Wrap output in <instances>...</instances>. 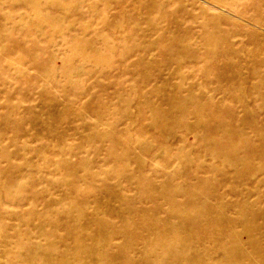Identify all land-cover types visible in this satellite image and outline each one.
<instances>
[{
    "label": "rangeland",
    "instance_id": "1",
    "mask_svg": "<svg viewBox=\"0 0 264 264\" xmlns=\"http://www.w3.org/2000/svg\"><path fill=\"white\" fill-rule=\"evenodd\" d=\"M199 2L42 0L28 8L20 0H0V264L17 262L4 252L17 245L54 244L62 261L75 246L78 226L96 232L99 225L91 220L103 217L124 230L139 220L135 212L141 210L151 220L171 222L182 212L191 214L194 233L205 234L210 251L218 246L216 232L241 234L246 246L239 219L253 212L264 227V86L253 91L260 81L253 73H264L262 66L253 68L256 57L264 59V32L253 25L264 29V0L220 6L234 23L223 28L239 34L230 44L245 49L234 64L253 82L244 85L247 93L233 95L220 88L212 62L192 70L184 65L181 76L174 75L182 42L190 32L196 43L201 33L195 21ZM167 93L194 95L196 102L169 140L152 115L169 107ZM197 105H206L201 123L189 128L196 123ZM218 122H224L221 131L212 133ZM97 133L106 139H88ZM143 144H150L151 152L146 154ZM72 166L78 167L76 175ZM226 202L231 207L224 224L195 217L200 208L228 210ZM73 210L84 218L71 226L53 223ZM136 235L108 238L110 250H130L116 264H140L147 247L150 257L173 262L174 252L160 242L152 252L146 234Z\"/></svg>",
    "mask_w": 264,
    "mask_h": 264
},
{
    "label": "bare ground",
    "instance_id": "2",
    "mask_svg": "<svg viewBox=\"0 0 264 264\" xmlns=\"http://www.w3.org/2000/svg\"><path fill=\"white\" fill-rule=\"evenodd\" d=\"M21 1L28 8H37L42 0H20V2ZM198 1H200V6L198 7L199 15L198 19L195 21L199 23L200 28H198V31L201 29V33H198L199 35L196 43L192 42L193 35H191L190 32L188 33V38L182 42L181 47L183 53H178V55L182 53V56H180V65H177V68L174 70V75L177 77L181 76L180 68L184 65L189 66L192 70V68L199 63L212 62L213 68L216 71L214 78L217 79V82L222 84L220 85V88H222L225 93L227 92L230 95H233L236 92L241 94L247 93L243 88L244 85L248 82H253L251 79L248 80V77L242 76L241 67L234 64L233 61L236 59L242 60L245 57V54L243 53L245 49L243 48V50H241L230 44V38H237L239 37V34L230 33L231 27L223 28V26H232L234 23H231L229 19L231 12H226V14L221 11L220 7L223 4H228L231 8H237L239 0ZM209 11L218 14H209ZM238 18L242 19L240 16H238ZM242 20L246 21L244 18ZM253 25L264 32L262 27L256 24ZM209 39H212L213 41H210ZM220 48H222V50H220ZM255 60L256 62L253 64L255 70H257L259 66L264 67V59L258 60L256 57ZM68 72L70 71L68 70ZM253 75V80H257V78L260 79L258 84L255 83L253 85V91L260 92L261 87L264 86V73L259 76L255 71ZM188 92L191 93L190 90ZM165 96L164 101L169 104V107L164 111L161 108L154 109L152 115H154L158 127L165 133V139L169 140V137H174L177 128L182 125L181 120L185 118L186 112L191 108V105L196 102L194 101V95V97L192 95L182 96V94H171L169 96L165 94ZM212 105L215 107L214 102H212ZM204 106L197 105L194 110L197 117L196 123L194 125H191L190 123L187 124L189 128H195L200 125V118L203 114L202 111ZM222 123L218 122L210 127L212 133L220 132L222 129ZM88 137V139L92 141L102 142L106 139L107 135L97 133ZM208 142H210V140H208ZM151 148L150 144H143L144 151H147L146 154L151 152ZM136 161L139 162L140 165L144 163L142 156L136 157ZM77 168V166H72V175L78 173ZM124 176H126L131 183L134 182V176L131 174H124ZM210 192L212 195L217 193L216 188L211 189ZM224 204L228 207V210L224 208L221 209L223 213L220 210L214 211L211 209L200 208L202 209L201 216L198 215L195 217H200L201 221L218 223L219 225L224 224L228 222V218L225 214L231 207L228 202ZM119 209L120 205L119 207H112V210L114 211H119ZM246 211V209L243 210V212ZM137 212L141 213V215L138 216ZM255 214L256 213L253 212L246 218L239 219V221H242L245 224L243 232L248 236V241L245 244L246 246H244L241 241V234L232 232H223L221 234L216 232V234L213 235L214 239H217L218 241V246L215 251H210L211 249L205 248L203 244L207 238L205 237V234L202 236L198 233H194L191 224L195 219L192 218L193 216L191 214L182 212L178 217L177 222H171L169 220L161 221V219H159L160 217L157 216L151 220L149 212L147 210H141L135 212V217H138L139 220L132 225L128 224L129 227L124 230L108 225L107 219L103 217L96 219L92 218L93 220H91V223H97V225H99L96 232H92L86 227L83 228L74 225L77 229L72 235L73 238H71L74 239L75 246L70 249V252L63 256L66 258L62 261H59L58 251H55L54 244L47 246L38 245L33 248L25 249L20 245H17L16 247H11V249H5L4 252L15 256L17 259V262L10 264H18V262H22V264H35L36 259H46L48 260L47 264H67L71 259L75 260L78 264H116L118 258L126 256L130 250L123 252L110 250V248L107 247V245L109 246L108 238L121 236L123 238L132 239V235H135L134 237H136L138 236L136 234L142 232L146 234V237H148L147 239L152 241L153 247L152 245L150 247L152 252L155 251L156 253V251H158L156 249L160 247V242L165 251L174 252L173 257L175 259H173V262L171 263L170 260L161 258L160 256L153 257L151 255L150 257V254H148L150 253V251H148L149 247H147L142 249L144 257L142 256V258H140V264H264V245L261 243L262 239H264V227H260L255 223ZM64 217L65 221L58 220L53 221V223H61L66 226H71V224H76L83 215L82 213L73 210L68 214L66 213ZM134 218H130L128 222H131ZM133 230L137 233L133 234ZM84 237L92 238L94 243L92 245L85 244L83 242ZM100 248L103 250L100 251Z\"/></svg>",
    "mask_w": 264,
    "mask_h": 264
}]
</instances>
